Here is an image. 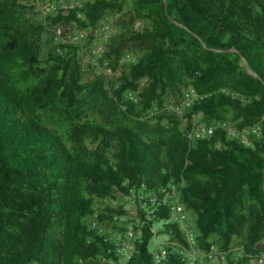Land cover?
<instances>
[{
  "label": "trees",
  "instance_id": "trees-1",
  "mask_svg": "<svg viewBox=\"0 0 264 264\" xmlns=\"http://www.w3.org/2000/svg\"><path fill=\"white\" fill-rule=\"evenodd\" d=\"M82 12L84 26L118 12L107 81L85 79L78 48L55 49L23 0H0V264H108L116 240L103 228L126 212L117 195L134 201L140 230L126 264H191L184 230L148 199L167 184H182L198 248L247 264L228 251L264 250V0H96ZM189 89L198 97L182 115L161 113ZM198 113L237 135L217 126L189 140ZM255 124L258 136L242 132ZM154 234L179 248H150Z\"/></svg>",
  "mask_w": 264,
  "mask_h": 264
},
{
  "label": "built area",
  "instance_id": "built-area-1",
  "mask_svg": "<svg viewBox=\"0 0 264 264\" xmlns=\"http://www.w3.org/2000/svg\"><path fill=\"white\" fill-rule=\"evenodd\" d=\"M95 1L96 0H23L27 16L33 21H40L44 24V36L50 40L55 49L60 51L68 45L76 46L78 48V60L81 64V70L89 77L102 75L106 78L111 73V69L107 60L103 59V55L106 49V42L116 31L115 21L118 12L104 14L102 19L95 25H79L77 20H83L84 18V13L82 12L83 8L88 3ZM70 13H73V18L67 16L70 15ZM58 15L65 16L52 21V19H56ZM138 25L139 22H136L135 27L137 28ZM136 55L126 52L121 62L125 59L134 60ZM113 74L116 76L117 72L114 71ZM142 85L143 82H140L138 87L125 90V99L136 102L139 98L138 94ZM197 97L198 94L195 90H187L183 94L181 100L173 106L172 109L175 114L182 115L184 110L190 107ZM155 113L156 108H150L148 116H153ZM217 126H221L228 137H234L238 133L236 127L228 122H219L211 125L200 123L193 124L191 128L187 130L186 136L189 140L203 138L210 135ZM242 132L245 134L253 133L258 136L260 133L259 125L255 124L243 128ZM181 187L182 184L163 185L158 188L155 195H150L148 199L151 203H155L156 205L163 204L169 209L171 220L177 222L185 232V237L190 248L189 252L192 256L199 258V260L203 262H209L213 261L217 254L218 263L216 264H221L219 259L225 260V251L217 250L214 244H211L207 251H201L198 248L195 240L196 230L191 225L189 216L185 214L184 207L180 202ZM131 201L134 203L132 199ZM140 206L143 207V204H140ZM134 218H136V208L134 205L126 210L124 214L115 215L113 217V220L120 224L128 223L123 234L118 238H114L116 240L115 255L112 258H107L108 264H126L131 258L134 250V239L140 233V230L136 229L132 221H130ZM90 229H98L96 215L90 220ZM154 235L156 238L157 235ZM262 245L264 246V240L259 244V246ZM228 252L232 260H234L235 257V259H239L245 255L256 260L257 264H264V250H259L249 255L244 254L242 246L235 245ZM165 255V248L161 247L157 253L156 261L159 262Z\"/></svg>",
  "mask_w": 264,
  "mask_h": 264
},
{
  "label": "rangeland",
  "instance_id": "rangeland-1",
  "mask_svg": "<svg viewBox=\"0 0 264 264\" xmlns=\"http://www.w3.org/2000/svg\"><path fill=\"white\" fill-rule=\"evenodd\" d=\"M127 52H129L131 54H135V55L138 53V51L136 49H134V48L128 49ZM114 71L117 72L118 71V68L115 69ZM114 71L111 70V73L106 78L103 76L106 79V81L109 80V79H111V78H114L115 77V75L113 74ZM93 77H89L88 75L84 74V78L85 79H91ZM123 97H124V93H123ZM176 103L177 102H171L170 101L169 104H165V107H164L165 109L162 108L161 109V113H164V112L168 111L170 113H174L175 114V112H174V110L172 108H173V106ZM200 123L201 124L202 123L205 124L203 122L202 114L201 113H198V114H196L193 117V124H200ZM117 200L120 201V204L123 205L124 210L130 209L134 205V203L131 201V199L129 197L124 196V195H117ZM109 201H111V200H109ZM134 219H136V218H134ZM134 219L133 220H130V221H132L133 224H136V222L134 221ZM127 223L126 224H120V223L111 224V223H108L103 228V230L111 233V235H112L113 238H118V237H120L123 234V232H124L123 228L124 227L126 228ZM163 245H167L169 247H172V249H174V250H177L179 248L178 244L175 241L170 240V238H169V236L167 234L157 235L156 238H155V241L154 240L151 241L150 248L157 247V246H163ZM184 253H185V256H187L189 258V261H190L191 264H216V263H218V256H217V254H216L215 259L213 261H209V262H206L205 261V262H203V261L199 260V258H195L194 256H192L191 253L189 251H187V250H185ZM235 258L233 260L234 262L236 260H238V259H235ZM247 264H257V262L253 258L249 257L248 260H247Z\"/></svg>",
  "mask_w": 264,
  "mask_h": 264
},
{
  "label": "water",
  "instance_id": "water-1",
  "mask_svg": "<svg viewBox=\"0 0 264 264\" xmlns=\"http://www.w3.org/2000/svg\"><path fill=\"white\" fill-rule=\"evenodd\" d=\"M243 63H244V67L246 68V70L249 72V73H251V74H253V75H255L256 76V74L254 73V72H252L250 69H249V67H248V65H247V63H246V61L243 59Z\"/></svg>",
  "mask_w": 264,
  "mask_h": 264
}]
</instances>
